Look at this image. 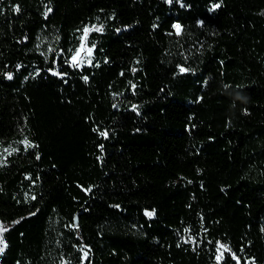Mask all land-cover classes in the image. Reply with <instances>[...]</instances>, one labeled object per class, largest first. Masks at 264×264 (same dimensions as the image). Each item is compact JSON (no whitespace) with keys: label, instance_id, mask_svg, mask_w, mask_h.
Masks as SVG:
<instances>
[{"label":"trees","instance_id":"trees-1","mask_svg":"<svg viewBox=\"0 0 264 264\" xmlns=\"http://www.w3.org/2000/svg\"><path fill=\"white\" fill-rule=\"evenodd\" d=\"M0 225V264H264V0H0Z\"/></svg>","mask_w":264,"mask_h":264},{"label":"snow or ice","instance_id":"snow-or-ice-1","mask_svg":"<svg viewBox=\"0 0 264 264\" xmlns=\"http://www.w3.org/2000/svg\"><path fill=\"white\" fill-rule=\"evenodd\" d=\"M167 2L168 3H171L172 0H167ZM177 2H181V0H177ZM12 7H13V9L15 11L19 12L20 9H19V6L18 5H13ZM217 7H219V3H213L211 5V8H209L208 10L211 12L214 9H216ZM49 11H50V9H49ZM198 22L199 23H202V21H198ZM154 27H155V25H154ZM173 28L177 29V32L179 33V30L181 29V25L179 23H174L173 24ZM99 30H102V29H99ZM83 31H84V36H81V38H80V41H81L80 47L77 48L76 51L70 57V62H71V64L73 66H78V63L80 61H82L83 58L80 56V53L81 52H85L86 51L87 53L91 54V51H92L91 48H85V45H84V40H85V37L87 36V34L89 32V27L87 25H85ZM66 63H67V61H66ZM178 67L180 68V71L181 72L187 71V69H185V68H183V67H181L179 65H178ZM49 70L50 71H53L54 74L55 75H58V76H60V75H66V73H63V72H55L54 69H49ZM5 75L7 77L11 78L12 73L6 72ZM83 79L85 81H87L88 77L85 76V77H83ZM133 107H135V106H133ZM101 135H106V133H103L102 132ZM5 151H7V149ZM116 207H119V206L117 205ZM154 212H155V210L153 209L152 212H146V215H152ZM31 214L32 213H30V215ZM13 223H16V221H13ZM4 230H5L4 227L2 225H0V232H2ZM262 231H264V229H262ZM5 247H6V242L4 241L3 237L0 236V252H3Z\"/></svg>","mask_w":264,"mask_h":264},{"label":"rangeland","instance_id":"rangeland-1","mask_svg":"<svg viewBox=\"0 0 264 264\" xmlns=\"http://www.w3.org/2000/svg\"><path fill=\"white\" fill-rule=\"evenodd\" d=\"M88 27H89V32H88V34H87V36L85 37V40H84L85 48H91V46L88 44V37H89V34H90L92 31L98 29L96 26H88ZM81 36H84V31H82ZM81 36H80V38H81ZM80 43H81V41L79 42V46H78V48L80 47ZM91 49H92V48H91ZM91 55H92V51H91V54L87 53L86 51H85V52H81V53H80V56H81L83 59H82V61H80V62L78 63V66H77V67H79V66H81V65H83V64H89L90 59H91ZM224 251H225V250H223V249L220 250L221 256H222V254H223ZM221 256L219 257V259H221Z\"/></svg>","mask_w":264,"mask_h":264}]
</instances>
